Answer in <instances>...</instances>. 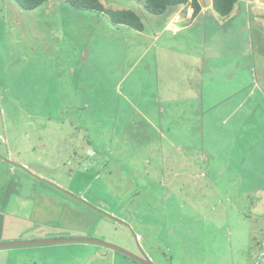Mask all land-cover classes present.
Returning a JSON list of instances; mask_svg holds the SVG:
<instances>
[{"label": "rangeland", "instance_id": "rangeland-1", "mask_svg": "<svg viewBox=\"0 0 264 264\" xmlns=\"http://www.w3.org/2000/svg\"><path fill=\"white\" fill-rule=\"evenodd\" d=\"M258 1L229 32L208 9L193 29L155 41L171 10L153 16L139 0H101L143 24L115 26L113 37L101 14L73 18L79 34H55L0 0V211L26 217L36 191L54 193L40 174L76 195L59 198L80 210L82 237L152 264H264V59L250 46L264 45ZM61 54L73 77L56 66ZM91 150L105 161L82 172ZM0 264L140 263L81 242L0 248Z\"/></svg>", "mask_w": 264, "mask_h": 264}, {"label": "crops", "instance_id": "crops-1", "mask_svg": "<svg viewBox=\"0 0 264 264\" xmlns=\"http://www.w3.org/2000/svg\"><path fill=\"white\" fill-rule=\"evenodd\" d=\"M240 2L241 0H238L233 11L227 18L221 19V20H228L226 21L227 24L223 26L225 27L226 32H229L232 29V25L231 23H229V20L231 18L235 19L238 18L240 15H242V18L244 20L250 18V16L252 17L251 4H255L259 6L262 5L258 0H244V2L241 5ZM172 9L173 8L170 9L171 16L169 17L168 21H166L163 26L157 28L156 33L154 35L155 41L159 40L161 34L167 32L170 33L171 36H176L178 33L181 32V30L186 31L193 29L194 28L193 24L196 21V19L200 17L206 10L211 9V5L208 8H204L203 6H201V10L199 14L194 19H190L192 9L189 7L186 9L182 7L177 8L179 9L177 12L173 11ZM12 12H14L16 15H21L25 11H22L18 8V10L13 9ZM29 12H31V14H33L34 17H39L40 19L39 24L41 25V28H46V29L48 28L50 33H55V34L63 33L66 35H73L75 31H76L75 33L79 34V31L81 30L79 26L78 27L74 26V23L72 22L73 18L85 16L84 14H88V18L90 20H95L96 18L93 15V13L77 11L72 9L63 0H49L47 3ZM13 23L19 24V21L14 20ZM104 27L105 29L103 31V35L107 37L114 36L113 34H111L113 29L114 31L120 32L119 31L120 29L115 28V26L112 25L110 21H108V23H105ZM119 27H124V26H119ZM124 44H126V42H124ZM79 46H80V50H79L80 60L86 61L88 54V45L82 44ZM250 46L254 53L255 52L256 54L259 53L260 54L259 56L264 59V45L261 46L258 43L257 44L252 43ZM57 56H59L58 53ZM60 56L61 57L58 59L61 60L62 62L56 60L55 61L56 66L57 65L67 66L66 70L68 71V74L72 77L76 75L77 70L75 68H72V66H70L71 65L70 61L64 60L62 58L64 55L61 54ZM252 70H253V77L254 78L257 77L256 70L255 69ZM259 71H260V75L258 76V79L264 82V72H263L264 70L262 71V69H260ZM81 73L82 71L80 70L79 74L77 75L79 80H83L82 79L83 77L81 78L80 76ZM85 80L88 83L91 81L90 78H86V77ZM255 85L254 87H256ZM250 95H252V91L249 92V96ZM202 97H203V93H201L198 96L199 100H201ZM86 107L87 106H85L84 108ZM75 158H76V154H75ZM100 158L101 157H99L97 153H95L94 151L92 150L89 151L87 153L86 158L81 160V161H85V163H83L82 169L80 168V171L83 172L87 169L90 170L92 169L93 171H95L96 169L98 170V168H96V162L101 161V163H104L105 161V158H101V159ZM67 164L68 163L66 161L65 165ZM20 165L28 169V166L26 164H20ZM90 165L92 166V168H90ZM11 166L14 167L13 165ZM93 167H95L96 169L95 168L93 169ZM36 175L39 176L40 178L50 181L55 185L63 188L62 184L53 178L45 177L40 174H36ZM45 186L51 188V186L48 185ZM52 192L54 193L36 191L35 192L36 201L31 204L29 214L26 217L17 216L11 212L5 213L3 211H0V243L11 242V241L12 242L32 241L37 239L43 240L48 238H61V237H82V236L87 237L89 230H87L86 227L81 228L78 225V220L80 219V215H81L80 210L77 207H74L73 204L70 203L71 201L69 202L64 201L62 199L63 197L59 198L61 197L62 193L61 194L60 192L56 193L58 192L56 190ZM57 194H59V196H56ZM84 215L90 217V215L88 214L84 213ZM69 219L72 223L76 219L75 226H73V224L72 226L69 225V223L67 222V220ZM74 243H81V242H74Z\"/></svg>", "mask_w": 264, "mask_h": 264}, {"label": "trees", "instance_id": "trees-1", "mask_svg": "<svg viewBox=\"0 0 264 264\" xmlns=\"http://www.w3.org/2000/svg\"><path fill=\"white\" fill-rule=\"evenodd\" d=\"M22 11L29 12L47 3L49 0H12ZM77 11L101 14L108 17L112 25L124 26L130 30L141 32L143 24L139 15L131 10L108 11L101 0H63ZM238 0H210L211 9L219 19L227 18ZM142 8L153 16H161L171 8H191L190 19H194L201 10L197 0H139Z\"/></svg>", "mask_w": 264, "mask_h": 264}, {"label": "water", "instance_id": "water-1", "mask_svg": "<svg viewBox=\"0 0 264 264\" xmlns=\"http://www.w3.org/2000/svg\"><path fill=\"white\" fill-rule=\"evenodd\" d=\"M13 165V164H11ZM15 166V165H13ZM74 242H87V243H94L99 244L104 247L110 248L115 250L140 264H152L149 260H147L144 256H135L115 245L108 244L99 240L85 238V237H73V238H59V239H43V240H33V241H14V242H7V243H0V248H9V247H19V246H31V245H45V244H57V243H74Z\"/></svg>", "mask_w": 264, "mask_h": 264}, {"label": "flooded vegetation", "instance_id": "flooded-vegetation-1", "mask_svg": "<svg viewBox=\"0 0 264 264\" xmlns=\"http://www.w3.org/2000/svg\"><path fill=\"white\" fill-rule=\"evenodd\" d=\"M82 146H83V145H82ZM82 146L80 145V147H82ZM95 153H96V152H95ZM86 154H87V153H86ZM86 154H85V155H86ZM97 154H98V153H97ZM99 157L102 158V157H103V154H100ZM14 167H15V166H14ZM37 177H38V176H37ZM42 179H43V178H42ZM37 181H38V180H37ZM46 181H47V180H46ZM39 182H40V181H39ZM48 182L50 183L48 186H51V188H53L54 190L58 191V193L60 192V194L62 193V194H64V195H66V196H67V195L69 196V193H68V194L64 193V191H63L64 189H63V188H61V187L55 185L54 183H52V182H50V181H48ZM65 192H66V191H65ZM75 196H76V195H75ZM75 196H74V198H76ZM69 198L75 200L72 196H69ZM139 257H141V256H139Z\"/></svg>", "mask_w": 264, "mask_h": 264}]
</instances>
